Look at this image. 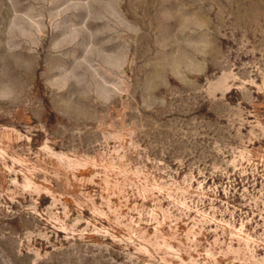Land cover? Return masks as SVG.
<instances>
[{
	"label": "rangeland",
	"instance_id": "rangeland-1",
	"mask_svg": "<svg viewBox=\"0 0 264 264\" xmlns=\"http://www.w3.org/2000/svg\"><path fill=\"white\" fill-rule=\"evenodd\" d=\"M0 264H264V0H0Z\"/></svg>",
	"mask_w": 264,
	"mask_h": 264
}]
</instances>
